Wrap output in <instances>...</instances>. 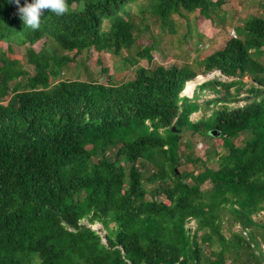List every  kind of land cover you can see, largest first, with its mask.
Wrapping results in <instances>:
<instances>
[{
	"label": "trees",
	"instance_id": "trees-1",
	"mask_svg": "<svg viewBox=\"0 0 264 264\" xmlns=\"http://www.w3.org/2000/svg\"><path fill=\"white\" fill-rule=\"evenodd\" d=\"M80 1L33 29L0 0V264H264V14L167 67L151 24L200 45L193 19L225 0ZM94 51L123 59L121 80L103 65L106 82L65 76ZM206 89L218 95L200 101Z\"/></svg>",
	"mask_w": 264,
	"mask_h": 264
},
{
	"label": "rangeland",
	"instance_id": "rangeland-1",
	"mask_svg": "<svg viewBox=\"0 0 264 264\" xmlns=\"http://www.w3.org/2000/svg\"><path fill=\"white\" fill-rule=\"evenodd\" d=\"M264 0H225L222 8L219 9V17L211 20L207 19L202 15H198L195 17L193 22V28L198 30L203 36L201 37L200 45H197L199 41V37L196 34L192 37H188L186 39L181 38L180 35H174L168 32H161L160 27L154 23L151 24V31L155 38H157L158 47L153 50L154 54V64H162L164 66L170 67L174 64H183L186 61H191L194 57L197 56L198 51L197 48L201 50L203 56L209 55L214 51L222 49L227 41L231 37H235L238 35L236 28L240 25H243L246 18L253 14H264V6L261 5ZM84 4V0H81L79 7H82ZM194 17V16H193ZM177 20H180L178 15H175ZM183 20V19H182ZM179 23V21H178ZM183 26L179 27L180 33L183 34L187 30L186 20H183ZM196 33V32H195ZM152 36L144 33L140 35L136 46L143 47L144 45H149L152 42ZM43 46V42H39L35 45L36 50H40ZM14 58H19L25 63V47L21 45L14 46ZM202 48V49H201ZM7 49V43H0V53L4 52ZM135 49L133 48L131 51H126L124 54L132 53L135 55ZM73 54V53H72ZM87 53H83L82 56H79V59L85 61L87 57ZM101 58V64L98 59ZM122 58L120 56H114L110 52H102L98 53L96 51L89 54V58L87 59L88 68H81L78 65L75 67H67L64 72L67 78H77L85 75V78L88 77H97L101 81H105L108 78V75H101L100 67L103 65L104 67H108L110 69L109 74L112 75L113 79L121 80L123 77V73L119 72L117 67L121 65ZM1 64V63H0ZM140 64L144 66H148V60L140 59ZM82 70H81V69ZM82 72L84 74L82 75ZM213 77L217 75L220 76L222 80H231L232 78L226 77L218 72H214L211 74ZM208 77L209 74H201L198 76ZM205 79V78H204ZM245 81L251 82L250 77H245ZM234 90V87L232 88ZM187 88L183 91V94L191 96L189 92L186 91ZM245 92L241 93L243 96ZM215 95L210 89H206L203 91L200 101H203L205 98H212ZM244 104V102H242ZM203 111L200 110L192 115L193 120H198L202 117ZM210 141H200L198 145V150L200 154H205V148L209 146ZM264 212L262 213V216ZM84 222H87L85 219ZM192 225H195V221L191 222ZM96 229H102V224L96 223L93 225ZM106 231H103L105 234Z\"/></svg>",
	"mask_w": 264,
	"mask_h": 264
},
{
	"label": "clouds",
	"instance_id": "clouds-1",
	"mask_svg": "<svg viewBox=\"0 0 264 264\" xmlns=\"http://www.w3.org/2000/svg\"><path fill=\"white\" fill-rule=\"evenodd\" d=\"M9 3H15L18 6L19 18L24 25L33 29L40 27L41 17L45 10H51L56 15H63L68 11L67 0H25L23 4L21 0H9ZM189 81L186 83V87Z\"/></svg>",
	"mask_w": 264,
	"mask_h": 264
},
{
	"label": "bare ground",
	"instance_id": "bare-ground-1",
	"mask_svg": "<svg viewBox=\"0 0 264 264\" xmlns=\"http://www.w3.org/2000/svg\"><path fill=\"white\" fill-rule=\"evenodd\" d=\"M206 77L200 76L199 78H195L191 81H189L188 85H187V92H189L190 94H193V89L195 88V86L199 83V81L203 80Z\"/></svg>",
	"mask_w": 264,
	"mask_h": 264
},
{
	"label": "water",
	"instance_id": "water-1",
	"mask_svg": "<svg viewBox=\"0 0 264 264\" xmlns=\"http://www.w3.org/2000/svg\"><path fill=\"white\" fill-rule=\"evenodd\" d=\"M215 72H218L219 74H221V72H219V71H215ZM212 73H214V72H212ZM172 130H174V131H176V130H178V129H176L174 126L172 127ZM179 131V130H178ZM213 134H215V135H219V133L217 132V131H213ZM96 229V228H95Z\"/></svg>",
	"mask_w": 264,
	"mask_h": 264
}]
</instances>
